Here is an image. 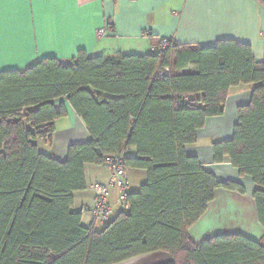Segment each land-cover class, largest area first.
Listing matches in <instances>:
<instances>
[{
    "label": "trees",
    "instance_id": "1",
    "mask_svg": "<svg viewBox=\"0 0 264 264\" xmlns=\"http://www.w3.org/2000/svg\"><path fill=\"white\" fill-rule=\"evenodd\" d=\"M164 68L170 74L159 77ZM240 85L254 86L250 100L237 108L231 139L210 149L214 164L227 163L251 181L264 231V59L256 62L250 46L171 42L161 55L79 52L67 65L44 58L0 73V264H121L155 253L169 255L170 264H264V233L257 241L228 234L200 244L187 233L216 190L246 192L186 152L208 119L223 116L230 89ZM61 101L89 134L63 162L39 151L52 145L54 122L66 117ZM113 155L123 156L125 171H144L146 183L126 193L125 210L101 230L85 228L73 195L87 188L84 167Z\"/></svg>",
    "mask_w": 264,
    "mask_h": 264
},
{
    "label": "crops",
    "instance_id": "2",
    "mask_svg": "<svg viewBox=\"0 0 264 264\" xmlns=\"http://www.w3.org/2000/svg\"><path fill=\"white\" fill-rule=\"evenodd\" d=\"M107 21L112 31L99 37L97 33ZM164 38L174 45L199 48L213 47L219 41H235L250 46L254 60L262 62L264 7L257 0H0V73L22 71L44 58L67 65L79 52L88 58L147 56ZM253 88V85L231 88L223 116L208 119L198 132L197 143L186 149L218 180L237 181L246 188L244 195L216 190L205 214L188 229L195 244L228 234H241L257 241L264 233L260 225L262 230L256 229V225L252 229V222H248L250 229L243 228L241 209L227 205V201L234 199L232 196L248 202L253 190L251 181L240 178L227 163L214 164L210 149L215 142L231 139L237 124V108L248 104ZM61 103L66 117L54 122L52 145H39L42 154L59 162L66 160L70 146L89 141L82 120L66 101ZM125 155L134 157L135 151L129 150ZM84 176L87 188L73 195L72 210L81 213V225L88 228L92 224L90 210L94 202L88 187L92 183H106L108 172L102 165H86ZM126 179L128 192L136 193L147 178L144 171L126 170ZM118 196V187L109 191L113 216L125 210L118 203ZM236 221L242 224L235 226ZM95 229L102 228L95 225ZM130 262L170 264L171 259L167 254L155 253L121 264Z\"/></svg>",
    "mask_w": 264,
    "mask_h": 264
},
{
    "label": "built area",
    "instance_id": "3",
    "mask_svg": "<svg viewBox=\"0 0 264 264\" xmlns=\"http://www.w3.org/2000/svg\"><path fill=\"white\" fill-rule=\"evenodd\" d=\"M112 31L111 23L107 21L105 27L98 31V36L102 37ZM147 35H149L147 33ZM171 40L160 39L159 42L151 48V53L161 55L169 46ZM170 71L168 68L160 69L157 75L168 76ZM102 166L108 172V180L106 183H92L88 189L93 193L94 202L90 210L91 222L96 226L107 225L113 215V208L108 203L109 191L114 187L119 188L118 203L126 208L124 197L128 192L129 185L126 179V171L123 168V156L113 155L103 159Z\"/></svg>",
    "mask_w": 264,
    "mask_h": 264
},
{
    "label": "rangeland",
    "instance_id": "4",
    "mask_svg": "<svg viewBox=\"0 0 264 264\" xmlns=\"http://www.w3.org/2000/svg\"><path fill=\"white\" fill-rule=\"evenodd\" d=\"M232 198H234V199H231V200L227 201L228 202L227 205L229 204V206H231V208L233 206L234 208H238V209L240 208L241 209L240 213L243 214L242 215L243 220L241 219V217H240V219L245 224V225H241V226H243V228L246 227L247 229H250L249 223L252 222V223H254L253 227L250 225L252 227V229L255 227V225H256V229H258V230L261 229L259 224H258V222H257V220H256L255 207H254V203H253L252 198L249 197V201L248 202L246 200H242V199L240 200L239 198H236L234 196H232ZM240 224H242L240 221H236L234 225L235 226H239ZM137 261H139V260H137ZM129 264H131V262Z\"/></svg>",
    "mask_w": 264,
    "mask_h": 264
}]
</instances>
